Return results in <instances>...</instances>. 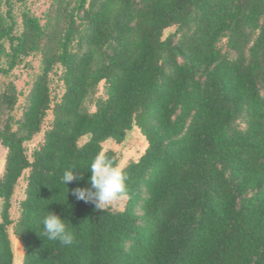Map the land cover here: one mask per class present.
Masks as SVG:
<instances>
[{"label": "trees", "instance_id": "trees-1", "mask_svg": "<svg viewBox=\"0 0 264 264\" xmlns=\"http://www.w3.org/2000/svg\"><path fill=\"white\" fill-rule=\"evenodd\" d=\"M0 79V264H264V0H0ZM134 129L124 208L72 196Z\"/></svg>", "mask_w": 264, "mask_h": 264}, {"label": "clouds", "instance_id": "clouds-1", "mask_svg": "<svg viewBox=\"0 0 264 264\" xmlns=\"http://www.w3.org/2000/svg\"><path fill=\"white\" fill-rule=\"evenodd\" d=\"M75 168L63 172L61 183L65 186L73 181L83 179L75 174ZM91 189L77 187L71 195L78 201L93 203L97 210H102L116 201L130 198L127 187L129 179L124 168L103 152L98 153L89 165ZM94 190V191H93ZM42 235L50 241H58L61 245L72 246L76 242L75 233L69 230L65 220L52 211H48L42 219Z\"/></svg>", "mask_w": 264, "mask_h": 264}, {"label": "rangeland", "instance_id": "rangeland-1", "mask_svg": "<svg viewBox=\"0 0 264 264\" xmlns=\"http://www.w3.org/2000/svg\"><path fill=\"white\" fill-rule=\"evenodd\" d=\"M37 5L39 6L40 3H38ZM24 76L25 75L21 76L20 82H18L19 85L23 83ZM53 79H54V83L52 86L55 89V91L60 95L62 93L61 83H58L56 78H53ZM2 81L3 80L0 79V85ZM102 91L103 90L100 88V93H102ZM47 122L48 121H46L45 125L47 124ZM40 140H41V135L36 137L33 143L29 144V148H32ZM145 147H146V143H145L144 138L141 136L140 132L137 129H134L131 133H129L126 140L121 145H117L112 142H105L103 145V151H106V150L114 151L119 157V164L122 167H124L130 161H136L140 157V155L143 153ZM4 156H5V150L0 146V174L3 170ZM23 190H24V182L21 180L13 196V207L11 211V217L13 219H15L18 215L17 207H18L19 201L23 198ZM125 203H126V199H123V200L112 203L108 207L113 208L115 210H122L124 208ZM10 239H11L14 256H15L14 264H21V258L23 255L21 244L12 235Z\"/></svg>", "mask_w": 264, "mask_h": 264}]
</instances>
